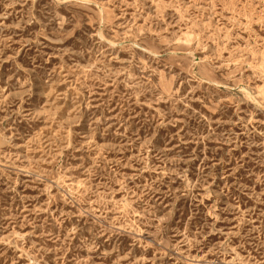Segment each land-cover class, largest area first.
<instances>
[{
  "label": "rangeland",
  "instance_id": "rangeland-1",
  "mask_svg": "<svg viewBox=\"0 0 264 264\" xmlns=\"http://www.w3.org/2000/svg\"><path fill=\"white\" fill-rule=\"evenodd\" d=\"M0 264H264V0H0Z\"/></svg>",
  "mask_w": 264,
  "mask_h": 264
}]
</instances>
